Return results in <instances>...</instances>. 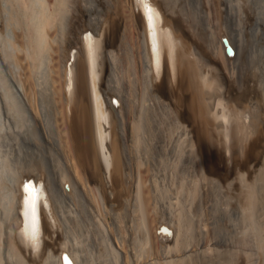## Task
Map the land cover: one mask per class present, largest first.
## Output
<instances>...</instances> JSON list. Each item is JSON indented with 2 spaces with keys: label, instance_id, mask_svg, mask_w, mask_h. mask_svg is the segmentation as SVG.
I'll return each instance as SVG.
<instances>
[{
  "label": "bare ground",
  "instance_id": "bare-ground-1",
  "mask_svg": "<svg viewBox=\"0 0 264 264\" xmlns=\"http://www.w3.org/2000/svg\"><path fill=\"white\" fill-rule=\"evenodd\" d=\"M147 3L0 0V264H264V0Z\"/></svg>",
  "mask_w": 264,
  "mask_h": 264
},
{
  "label": "snow or ice",
  "instance_id": "snow-or-ice-1",
  "mask_svg": "<svg viewBox=\"0 0 264 264\" xmlns=\"http://www.w3.org/2000/svg\"><path fill=\"white\" fill-rule=\"evenodd\" d=\"M138 2L143 4L147 13V20L149 26L151 27L153 23L154 10L147 3V0H138ZM89 38H90L89 36L85 37V39H89ZM39 191H42V189L37 190V188L31 185L30 183H26L24 186V192L26 194V198L24 199L23 203L31 213V228H32L31 235L33 236V238H36L37 236L36 204L37 201L40 199ZM24 214L27 216L29 215V212H25Z\"/></svg>",
  "mask_w": 264,
  "mask_h": 264
},
{
  "label": "rangeland",
  "instance_id": "rangeland-1",
  "mask_svg": "<svg viewBox=\"0 0 264 264\" xmlns=\"http://www.w3.org/2000/svg\"><path fill=\"white\" fill-rule=\"evenodd\" d=\"M215 199H216V198H215V196H214V194H213V195H212V198L207 202L208 204H211V205H208V204H207V206H210V207H211L212 204H213L214 202H216Z\"/></svg>",
  "mask_w": 264,
  "mask_h": 264
}]
</instances>
